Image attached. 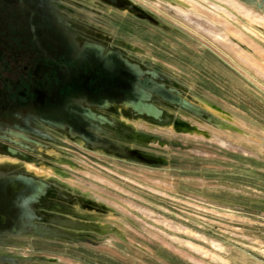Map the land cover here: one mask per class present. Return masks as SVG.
Segmentation results:
<instances>
[{
  "label": "rangeland",
  "instance_id": "obj_1",
  "mask_svg": "<svg viewBox=\"0 0 264 264\" xmlns=\"http://www.w3.org/2000/svg\"><path fill=\"white\" fill-rule=\"evenodd\" d=\"M125 1L133 12L104 7L115 23L103 34L177 83L203 115L168 109L180 127L132 123L141 136L123 143L144 161L49 150L32 165L36 174L92 208L61 212L71 224L63 238L38 248L17 242L0 255H36L40 264H264V190L252 184L264 151L246 143L242 121L264 127L262 0Z\"/></svg>",
  "mask_w": 264,
  "mask_h": 264
},
{
  "label": "flooded vegetation",
  "instance_id": "obj_2",
  "mask_svg": "<svg viewBox=\"0 0 264 264\" xmlns=\"http://www.w3.org/2000/svg\"><path fill=\"white\" fill-rule=\"evenodd\" d=\"M104 7L133 12L135 6L125 0H0V249L61 239L71 226L61 212L92 208L36 174L32 165L45 163L49 150L144 161L123 143L141 136L132 123L180 127L168 109L203 115L184 108L185 101L197 106L177 83L103 34L100 27L115 23ZM150 107L157 118L145 113ZM41 261L0 255V264Z\"/></svg>",
  "mask_w": 264,
  "mask_h": 264
},
{
  "label": "crops",
  "instance_id": "obj_3",
  "mask_svg": "<svg viewBox=\"0 0 264 264\" xmlns=\"http://www.w3.org/2000/svg\"><path fill=\"white\" fill-rule=\"evenodd\" d=\"M243 108V106H242ZM246 112H249L250 110L248 108H245ZM243 123L245 124L246 127V132L245 134V141L248 143V140H254L257 143L256 145V151L259 152L261 149L264 151V127H261L259 124H256L254 126H249V122L247 119H242ZM241 153L246 155V157L249 155L248 147L247 144L245 147H241ZM253 155V154H252ZM253 157H257V154ZM255 176H256V181L253 182L252 184L258 188L259 190H264V184L260 183V179L264 180V170L261 169H256L255 170Z\"/></svg>",
  "mask_w": 264,
  "mask_h": 264
},
{
  "label": "water",
  "instance_id": "obj_4",
  "mask_svg": "<svg viewBox=\"0 0 264 264\" xmlns=\"http://www.w3.org/2000/svg\"><path fill=\"white\" fill-rule=\"evenodd\" d=\"M241 2L247 4V5H252V4H255L257 2V0H240ZM264 0H262L261 3L257 4L256 3V6L257 8L261 9L264 11ZM184 108L191 111V112H194L196 115H202L203 114V111L195 106H191L188 102H184ZM145 113L148 115V116H151L153 118H157L158 115L160 113L157 112V110L153 107H150L147 111H145Z\"/></svg>",
  "mask_w": 264,
  "mask_h": 264
},
{
  "label": "bare ground",
  "instance_id": "obj_5",
  "mask_svg": "<svg viewBox=\"0 0 264 264\" xmlns=\"http://www.w3.org/2000/svg\"><path fill=\"white\" fill-rule=\"evenodd\" d=\"M181 14H184V13L181 11L180 15H181ZM184 15H186V14H184ZM187 16H188V15H187ZM259 20H260V19H258L257 22H259ZM257 22H256V23H257ZM260 23H261V22H260ZM258 24H259V23H258ZM260 26H261V24H260ZM200 27H201V26H200ZM213 35H214V34H213ZM216 35H217V34H216Z\"/></svg>",
  "mask_w": 264,
  "mask_h": 264
}]
</instances>
